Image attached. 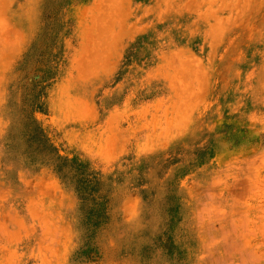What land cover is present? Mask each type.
<instances>
[{
    "label": "rangeland",
    "instance_id": "rangeland-1",
    "mask_svg": "<svg viewBox=\"0 0 264 264\" xmlns=\"http://www.w3.org/2000/svg\"><path fill=\"white\" fill-rule=\"evenodd\" d=\"M0 264H264V0H0Z\"/></svg>",
    "mask_w": 264,
    "mask_h": 264
}]
</instances>
